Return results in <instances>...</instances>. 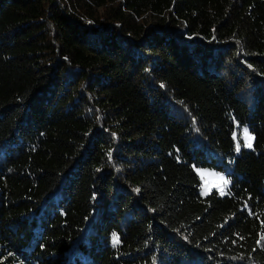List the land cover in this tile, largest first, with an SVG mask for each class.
Returning <instances> with one entry per match:
<instances>
[{"label": "trees", "instance_id": "trees-1", "mask_svg": "<svg viewBox=\"0 0 264 264\" xmlns=\"http://www.w3.org/2000/svg\"><path fill=\"white\" fill-rule=\"evenodd\" d=\"M0 264H264V0H0Z\"/></svg>", "mask_w": 264, "mask_h": 264}, {"label": "rangeland", "instance_id": "rangeland-1", "mask_svg": "<svg viewBox=\"0 0 264 264\" xmlns=\"http://www.w3.org/2000/svg\"><path fill=\"white\" fill-rule=\"evenodd\" d=\"M245 130L247 131L248 136L252 138V135L248 132V130L246 128H242L237 129L235 133V140L237 146L240 147V145H244L245 148H250L246 147L245 144L246 142H250L252 145L253 138L250 141H246ZM195 173L200 180V194L202 196H206L212 191H216L221 196L226 195L227 186H224L222 181L220 180V177H223V179L226 180V177L224 175L218 174L208 169H195Z\"/></svg>", "mask_w": 264, "mask_h": 264}, {"label": "snow or ice", "instance_id": "snow-or-ice-1", "mask_svg": "<svg viewBox=\"0 0 264 264\" xmlns=\"http://www.w3.org/2000/svg\"><path fill=\"white\" fill-rule=\"evenodd\" d=\"M245 137H246V141H250L252 138L248 136L247 131L245 130ZM246 147H251V143L250 142H246L245 144ZM237 150H239V146H237ZM220 180L222 181L224 186H227V184L229 183L227 180H224L223 177H220ZM223 194V191H222ZM119 243V238L117 236H113V244L116 245Z\"/></svg>", "mask_w": 264, "mask_h": 264}]
</instances>
